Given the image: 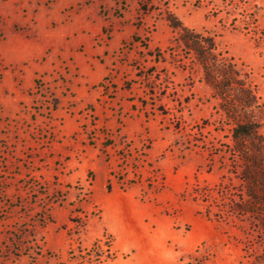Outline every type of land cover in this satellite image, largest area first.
<instances>
[{"label": "rangeland", "instance_id": "374dc122", "mask_svg": "<svg viewBox=\"0 0 264 264\" xmlns=\"http://www.w3.org/2000/svg\"><path fill=\"white\" fill-rule=\"evenodd\" d=\"M169 13L250 73L264 132V0H0L1 44L45 43L0 57V264H102L80 247L105 232L112 264H264L258 219L233 207L228 115ZM66 49H107V70Z\"/></svg>", "mask_w": 264, "mask_h": 264}, {"label": "trees", "instance_id": "16d2710c", "mask_svg": "<svg viewBox=\"0 0 264 264\" xmlns=\"http://www.w3.org/2000/svg\"><path fill=\"white\" fill-rule=\"evenodd\" d=\"M167 19L177 33L176 41L194 56L202 69V80L222 100L228 115L232 150L238 156V177L247 194L242 202L234 201L233 207L256 216L264 232V132L255 114L260 106L250 73L220 51L214 37L186 26L173 13ZM80 251L102 264H112L117 257L112 235L106 232L89 249L80 247Z\"/></svg>", "mask_w": 264, "mask_h": 264}, {"label": "crops", "instance_id": "0c3cea01", "mask_svg": "<svg viewBox=\"0 0 264 264\" xmlns=\"http://www.w3.org/2000/svg\"><path fill=\"white\" fill-rule=\"evenodd\" d=\"M69 30L70 26H66L65 31ZM88 38L90 37L85 36V40H89ZM61 41L62 37H60V35L56 32V56L57 54H59L57 53V48L60 47ZM21 42L24 43V45L26 46V49L22 52H13V47L15 46L13 40H8L4 44L0 43V57L4 60L5 63L17 64L22 63L23 61L35 62V60L43 57V48L45 46L44 42L38 43L37 41L33 40H22ZM106 50L107 49L98 50L94 53L95 55L92 51H90V53L78 54L75 56L71 52V49H66L64 53H61V55L66 59H70L71 57H73L74 60L76 59L78 64L84 71L89 70V66L93 64L97 67V69L103 70L105 72L109 65L108 57L110 55L106 53ZM96 54H100V58L104 57L105 62H101L100 58H98V55ZM93 83L94 82H85L81 86H79V92L81 96L89 101H92L95 98Z\"/></svg>", "mask_w": 264, "mask_h": 264}]
</instances>
